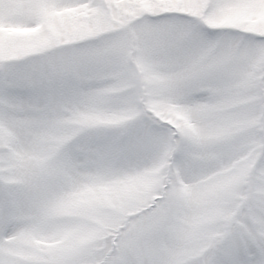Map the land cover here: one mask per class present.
<instances>
[{
	"label": "snow or ice",
	"instance_id": "snow-or-ice-1",
	"mask_svg": "<svg viewBox=\"0 0 264 264\" xmlns=\"http://www.w3.org/2000/svg\"><path fill=\"white\" fill-rule=\"evenodd\" d=\"M0 264H264V0H0Z\"/></svg>",
	"mask_w": 264,
	"mask_h": 264
}]
</instances>
